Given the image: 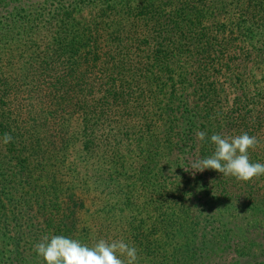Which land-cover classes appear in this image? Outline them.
Segmentation results:
<instances>
[{"label":"trees","instance_id":"16d2710c","mask_svg":"<svg viewBox=\"0 0 264 264\" xmlns=\"http://www.w3.org/2000/svg\"><path fill=\"white\" fill-rule=\"evenodd\" d=\"M72 2L68 11L53 12L97 9L99 17L86 18L81 42L68 46L69 70L56 73L51 60L23 69L13 64L19 50L0 46V137H12L0 142V264H44L34 246L46 234L89 246L120 236L136 247V264H264V175L242 181L191 167L215 148L207 137L196 140L197 130L247 132L257 140L249 160L264 163V0ZM112 13L125 14L127 34L100 19ZM25 21L12 25L1 8L0 38L20 40ZM111 37L119 42L116 63ZM89 71L105 78L99 95L89 96L82 83ZM28 83L42 99L26 107L18 91ZM74 101L94 105L89 112L109 130L116 128L113 113L125 110L123 123L136 129L122 132L137 134L118 139L125 148L120 160L110 156L122 148L109 156L105 148L100 163L110 167L95 187L103 201L101 186L127 174L140 194L131 189L121 201L90 205L87 223L78 217L87 199H74L40 148L49 116Z\"/></svg>","mask_w":264,"mask_h":264},{"label":"rangeland","instance_id":"374dc122","mask_svg":"<svg viewBox=\"0 0 264 264\" xmlns=\"http://www.w3.org/2000/svg\"><path fill=\"white\" fill-rule=\"evenodd\" d=\"M15 1V5H9V0H1L0 9L2 8V16H5L13 25L16 21H23L26 26V30L20 34V40L15 39H2L0 38V46L3 49L15 48L19 50L18 57L13 64L20 67H27L35 65L38 61L42 60L46 63V60H51L48 63L52 64L54 71L59 72L64 69H68L73 64V60L69 54L74 51L69 49L68 46H77V41L81 42V27L86 22V18L92 15L99 17L97 9H84L74 10L65 12L61 17V14L56 15L53 11L60 7L61 10L68 11L67 6L73 8V2L75 0H11ZM113 0H108L111 5ZM63 4L62 6H60ZM23 10H18L23 7ZM67 9V10H65ZM111 10V6L108 8ZM56 11V10H55ZM116 12V11H113ZM56 15V16H55ZM125 15V14H124ZM124 15L120 14H106L100 17L104 21H107V25H112L113 33L127 34L130 28L128 21H124ZM61 19V22H59ZM113 50L110 57H113L110 63H116L118 58L119 47L118 40L116 38L110 39ZM91 71H89L90 73ZM97 72V70H95ZM96 75H99L95 77ZM105 80L103 75L97 73H90L89 79L83 80L85 84L92 92V95L97 93V89L100 87L104 88L102 82ZM32 84V82H30ZM71 91H73L71 89ZM169 90H166L165 97L169 95ZM20 102L27 104L41 100L42 97L38 93V90L32 85L22 84L20 91ZM72 104H64L65 110H61L53 113L49 116V129H45V141L41 144V151L48 155V158L55 160V162H49L50 169L57 171L59 175V182L64 188H67L70 193H74V199H87L86 206L82 207L79 211V219L87 223L89 219V211L86 212L87 208L93 204L96 206V202L102 204L106 198H109L110 203L116 202L117 198L121 201L126 198L131 189L140 194L141 187L138 183H134L132 177L125 175L118 179L111 180L105 187L103 193V201L98 197L102 193L96 190L95 178L98 174L103 173L105 170L108 171L110 167L106 163L101 164V156L106 151L108 156L111 154V150L116 149L119 153H114L110 157L112 159L116 157L120 160L123 156L125 148L118 139H125L137 135L136 132L130 134L126 138L122 131L123 126H128L127 130H135V124L132 122L124 124L123 120L125 117L122 115L125 110L117 109L112 116V120H115V129L109 130L105 126L107 123L102 125L99 120V114L90 113L89 110L94 105L83 108L80 103L76 101L71 102ZM17 104H15V107ZM118 129V131H116ZM197 130L194 138L197 140ZM127 132V131H126ZM92 140L93 144L88 147L86 141ZM107 141V142H106ZM107 144H104V143ZM125 143V141H124ZM85 148H84V147ZM87 146V147H86ZM107 150L105 151V148ZM188 148V146H187ZM111 149V150H110ZM186 149V147L184 148ZM193 150L192 152H194ZM0 154H4V147L0 144ZM107 158V157H105ZM113 160V159H112ZM40 166V165H35ZM62 180V181H61ZM82 225V224H81ZM84 227V226H82ZM113 234V231L110 232ZM116 236V235H115ZM120 240V236L117 237ZM245 256V255H244ZM240 262H242L241 256H239ZM246 257V256H245ZM245 259V258H244Z\"/></svg>","mask_w":264,"mask_h":264},{"label":"clouds","instance_id":"9594fccd","mask_svg":"<svg viewBox=\"0 0 264 264\" xmlns=\"http://www.w3.org/2000/svg\"><path fill=\"white\" fill-rule=\"evenodd\" d=\"M199 140L215 145L210 156L197 158L192 169L203 171L213 169L224 176H233L248 181L264 175V163L251 162L248 150L257 144L255 136L243 132L236 136H225L198 131ZM12 137L4 133L0 142L7 144ZM37 256L44 264H136L137 249L123 240L99 239L91 246L78 239L64 235L46 234L35 246Z\"/></svg>","mask_w":264,"mask_h":264}]
</instances>
